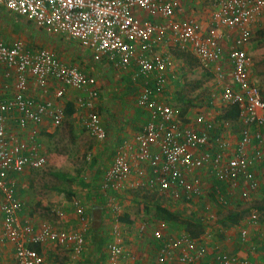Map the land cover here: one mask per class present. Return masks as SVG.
<instances>
[{
    "label": "built area",
    "instance_id": "obj_1",
    "mask_svg": "<svg viewBox=\"0 0 264 264\" xmlns=\"http://www.w3.org/2000/svg\"><path fill=\"white\" fill-rule=\"evenodd\" d=\"M0 3L28 17L49 34L70 37L94 62L132 71V78L140 84L136 103L147 112V119L136 135L138 146L134 158L151 167V175L145 182L149 189L177 199L182 194L192 201L204 192L201 172L226 183L237 184L243 178L246 185L243 196L257 190L252 167L262 152L257 150L252 155L247 146L253 137L264 141V97L259 86L250 80L251 59L246 45L264 0H212L204 22L189 12L182 0H0ZM140 10L164 21L154 23L142 18ZM168 41L187 48L212 69L216 82H224L222 100L226 106H238V120L245 125L236 147L231 148L228 141L212 135L219 125L229 127L231 121L208 122L202 116L198 118L199 128L194 129L181 123L177 118L179 111L171 104L153 96L154 88L157 91L165 88L175 71L174 57L162 49L171 44ZM0 66L7 68V82L13 79V73L15 76L13 93L0 94L3 239L14 245L16 264H43L44 257L32 244L41 246L46 242H72L71 252L76 259L82 254L83 234L56 229L47 223L35 227L30 220L23 222L20 218L21 204L8 186L6 176L10 171L20 173L26 167L41 170L46 156L36 140L39 133L36 129L24 139L12 134L8 123L13 120L21 131L29 123L37 126L48 121L60 126L64 108L52 101H39L28 93L31 80L44 88L54 79L61 84L55 92L57 97L63 96L65 87L86 92L79 100V106L88 110L82 124L94 137L104 140L107 131L95 109L99 95L97 78L79 64L59 60L50 49H27L20 40L9 43L1 33ZM130 173L129 159L117 155L105 173L103 190L116 183L126 184ZM49 211L56 217L64 216L57 205ZM75 212L81 220L85 219L84 208L78 202ZM251 216L256 218L255 213ZM155 236L161 240L163 251L153 264H167L168 259L188 264L190 258L204 254V248L194 247L193 243L188 246L196 250V256L187 254L182 247L187 240L182 237L166 239L160 231ZM242 236L245 238V231ZM108 249V264H120L124 253L121 244L111 243ZM175 250L179 253H173ZM217 260L207 264H236V257L227 254H220Z\"/></svg>",
    "mask_w": 264,
    "mask_h": 264
},
{
    "label": "crops",
    "instance_id": "obj_2",
    "mask_svg": "<svg viewBox=\"0 0 264 264\" xmlns=\"http://www.w3.org/2000/svg\"><path fill=\"white\" fill-rule=\"evenodd\" d=\"M211 1L208 9L202 12L189 10L186 7L191 14L204 22L209 14ZM147 14L139 13L142 18H149L155 23L158 16ZM160 21L164 20L159 17L157 23ZM0 33L9 43L14 40L22 41L27 49H50L64 63L79 64L96 76L99 95L95 99V109L99 112L107 131V137L104 140L94 137L82 124L88 110L79 106V100L86 96V92L65 87L63 96L57 97L55 92L61 84L54 79H51L44 88L38 87L31 80L28 93L39 101H52L62 106L64 112L65 108L71 104L73 113L65 112L60 126L56 127L48 121L37 126L29 123L21 131L13 120L8 123L9 131L24 139L29 138L32 129H36L39 132L36 140L46 156L45 166L48 167V171L60 175L67 183H74L71 184L73 190L61 185L50 186L45 182L48 181L47 177L41 179V173L39 174L41 171L29 167L24 168L20 173L10 171L6 176L8 186L13 189L15 197L21 204L19 216L23 222L30 220L36 224L47 223L53 228L77 231L84 236L83 252L78 259L73 258L72 242L64 244L65 247L56 242L41 244L40 251L45 259L43 264H108V246L117 241L124 250L120 264H153L163 251L161 240L155 236L156 231H160L166 239L181 237L186 239L182 247L189 255L196 256V250L188 246L190 243H193L194 247L204 248L203 256L190 258L188 264L216 263L220 254L236 257V264H264V141L259 142L253 137L247 146L248 152L252 155L257 150L262 152L260 159L252 167L257 180L256 191L243 196L246 186L243 178H240L237 184L226 183L214 176L199 172L203 179V194L191 202L179 203L175 197L149 189L145 182L151 175V167L148 163H140L134 158L138 146L136 135L142 129L147 112L135 105L140 84L132 78L131 70L121 71L107 64L96 63L89 54L88 57L79 54L81 59H76L72 48H68L63 40L71 39L70 37L49 34L37 27L28 17L12 12L2 3H0ZM70 41L74 43L73 39ZM162 49L168 50V47ZM182 54L185 55L186 62L183 63L185 67L188 66L187 60L191 61L187 59L188 57L193 56L201 62L194 54H186V52ZM202 68L206 72L212 71L205 65ZM256 68L255 65L250 70V80L259 86L263 82L260 76L262 72L257 71ZM6 70L7 68L0 66V94L14 91V73L13 79L9 78L7 82ZM100 73L104 79L102 81L99 78ZM120 74H122L121 79ZM212 76H214L213 71ZM180 90L186 93L190 88L183 84L177 72L174 71L165 88L161 91L154 88L153 96L169 103V98L177 99L175 92ZM261 92L264 94V90ZM218 97L212 93L208 100H204L208 106L218 108L215 110L219 112L217 118L220 117L221 120L220 115L226 106L218 107L219 103L216 101ZM182 98L185 97L178 96L179 100ZM180 108L181 110L178 108L177 118L185 126L199 128L198 118L202 116L205 121H212L205 116V105L196 108L198 110L190 111L183 110L185 107ZM237 124L239 131L236 137L222 124L213 131L212 135L215 139L228 141L231 148L236 147L241 131L245 127L239 120ZM251 128L255 130V126ZM84 131L89 132L92 137L84 136ZM54 136H60L59 140L68 142L65 143L66 147L62 152L56 153L47 147V143ZM85 137L90 138L93 144L86 143ZM117 155H124L129 159L131 173L126 184L116 183L107 190H103L105 173ZM3 198L4 195L0 192V201ZM75 202L84 208V220L76 214ZM192 203L199 204L198 209H190L193 213L186 211L189 208H184L185 205ZM53 205L60 207L64 211V216L52 215L49 209ZM156 205L172 211H184L187 216L200 218L204 226L203 234L197 238H190L185 227H179L169 220H164L156 211ZM253 213L256 218H252ZM229 215H232L236 221L230 219ZM214 216L217 218L215 219ZM126 217H129V220L123 219ZM229 221L234 223L225 225V222ZM243 231L246 232L245 238L242 236ZM62 247L68 249L66 253ZM173 253L178 254L179 251L175 250ZM65 256L69 258V261H64ZM0 264H16L14 245L3 239L1 218ZM167 264H179V262L168 259Z\"/></svg>",
    "mask_w": 264,
    "mask_h": 264
},
{
    "label": "rangeland",
    "instance_id": "obj_3",
    "mask_svg": "<svg viewBox=\"0 0 264 264\" xmlns=\"http://www.w3.org/2000/svg\"><path fill=\"white\" fill-rule=\"evenodd\" d=\"M182 1L184 2L185 6L188 7L189 10L192 9L194 11H198V12L201 11L202 12V11H205L208 9V6H209L211 0H182ZM138 12L142 13V15H144V13H146L144 10H140ZM145 19H146V17H145ZM158 19H159V17H156V23L158 22ZM63 40H65L64 42L67 43L65 45L66 46L68 45V48H72V51L74 52V54H73V52H71V53L74 55V57L76 59H81L79 57V54H81V55L84 54L83 56H85V57L88 55L80 49V47L78 46V43L76 41L73 40L74 43H72V41H70L71 39H68V38L67 39L64 38ZM70 43H72V44H70ZM246 48H247V53L249 54V57L251 59V70L256 65L257 71L262 72V74L260 76H261L263 82H261L262 84L259 85V88L262 91V90H264V7L262 8L259 15L254 19V21L251 25V35H250L249 41L247 42ZM168 52L174 57L175 72H177L178 77H180V79L184 85H186V86H188V88H190V90H188L186 93H183V90L175 92L177 94V99H173V97L169 98V103H171V105H173L174 109L178 110V108H179L181 110L180 107H185L183 110H186V111L187 110H189V111L190 110H198L196 108L205 105L206 111L202 110L205 112V116L212 121L218 120L217 122L219 123L222 119L220 120V117L217 118V116L219 115V112L217 113L216 110H218V108H216L214 106H208L206 104L207 102H205L204 99L208 100V98L211 96V94L215 93L216 96H219L217 98V100L215 99L219 103L218 107L226 106L225 102H223V100H222V97H220V95L222 94V91L224 89V82L218 83V82L214 81L215 77L212 76V71L210 70V71L206 72L205 70H203L204 68H202V67L204 65L201 64V62H199L198 60H196L193 56L187 58V59H191V61L187 60L188 66L185 67L183 65V63L186 62L185 55L182 53L183 52H186V54L191 53L187 48L183 49V48H180L177 44L175 45V44L171 43L168 46ZM99 78L101 79V81L104 80L101 73L99 75ZM119 78L120 79L122 78V74L119 75ZM196 81H198V82H196ZM105 82H106V80H105ZM192 90H193V92H190ZM179 95H183L185 98H182L181 100H179L178 99ZM263 97H264V94H263ZM135 105L137 106V104H135ZM183 115H184V111L182 112L181 117ZM227 128L232 131L231 133H233V135L235 137L238 135L239 128H238L237 121H232L231 125ZM84 136H88V137L91 136L92 137V135L89 132L87 133L86 131H84ZM59 137L60 136H54L53 139H51L50 142L47 143V147L51 151H55L56 153L58 151L62 152L63 149L66 147L65 143H68V142H63V140H59ZM85 139H87V140H84L86 143L91 142L90 138L85 137ZM92 144L93 143L91 142V145ZM70 152H73V151L70 150ZM77 152H79L78 149H77ZM80 154L81 153L79 152V155ZM38 171H41V172H39V174L41 173V179H44V177H47L46 179L48 181H45V182L48 185H50V186L61 185L64 187H68V189H70V190H73V188H72L73 185L71 186V184H74V183L70 184V183L63 181V179L60 177V175L52 174L51 172H49L48 167L45 166V168L38 170ZM46 175H48V176H46ZM198 206H199V204L192 203L189 205H185L184 208H189V209H186V211L193 213L190 209L192 208L193 210H196V209H198ZM178 212L186 213L184 211H178ZM198 212H199V210H198ZM46 243H48V242H46ZM58 244L65 247L64 243H58ZM63 247H62V249L66 253L68 249L63 248ZM60 253H61V251H60ZM70 257H71V255H70ZM68 259L69 258H67V256H65L64 261H67Z\"/></svg>",
    "mask_w": 264,
    "mask_h": 264
},
{
    "label": "trees",
    "instance_id": "obj_4",
    "mask_svg": "<svg viewBox=\"0 0 264 264\" xmlns=\"http://www.w3.org/2000/svg\"><path fill=\"white\" fill-rule=\"evenodd\" d=\"M73 108L71 104H69L65 108V112L67 114H72L73 113ZM221 118L224 120H229V121H238L239 119V108L237 105H228L225 108H223V111L221 113ZM147 119V118H146ZM146 121V120H145ZM156 191V190H153ZM158 192V191H157ZM159 193V192H158ZM177 201L179 203H182V201H190L191 200H186L184 195H179ZM156 211L161 215V217L164 220H169L171 223L177 225V226H182L185 227L187 234L190 238H197L201 236L204 232V226L203 222L200 218L198 217H193V216H187L182 212L178 211H172L170 209H167L161 205H156ZM85 215V213H84ZM129 217L123 218L124 220H129ZM230 219H233L232 215H229ZM234 220V219H233ZM236 220H234L235 222ZM234 222L229 221L225 222V225H230L231 223L233 224ZM33 223V222H32ZM35 227L38 225V223H33ZM84 246V245H83ZM32 247L35 248L39 253H41V246L40 244H32ZM83 252V248H82ZM78 259V258H77Z\"/></svg>",
    "mask_w": 264,
    "mask_h": 264
}]
</instances>
